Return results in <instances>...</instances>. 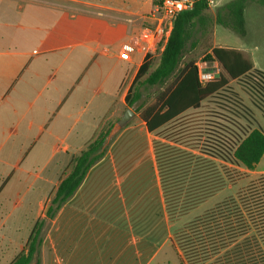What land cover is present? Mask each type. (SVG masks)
<instances>
[{
    "label": "crops",
    "instance_id": "1",
    "mask_svg": "<svg viewBox=\"0 0 264 264\" xmlns=\"http://www.w3.org/2000/svg\"><path fill=\"white\" fill-rule=\"evenodd\" d=\"M160 1L0 0V177L5 176L0 200L16 174L29 171L24 166L34 165V158L49 157L54 162L50 175L65 176L47 212L75 159L126 105L128 91L148 56L139 36L153 23L148 16ZM126 43L137 46L130 62L119 58ZM213 47L241 51L222 44ZM72 159L73 167L62 166ZM222 163L226 169L228 164ZM97 169L95 165L89 171L53 219L47 218L53 221L63 215L64 238V249H49L48 264H142L137 259L145 258L146 249H136L128 214L122 215L112 199L100 197L97 181H89ZM223 175L226 178V170ZM11 237H4L9 241L0 247V264H12L27 252L21 247L11 257L16 243ZM40 250L32 264H42Z\"/></svg>",
    "mask_w": 264,
    "mask_h": 264
},
{
    "label": "trees",
    "instance_id": "2",
    "mask_svg": "<svg viewBox=\"0 0 264 264\" xmlns=\"http://www.w3.org/2000/svg\"><path fill=\"white\" fill-rule=\"evenodd\" d=\"M251 3L264 7V0H232L213 14L206 0H195L193 8L176 19L164 50L157 53L160 56L155 69L151 71L154 56L148 55L125 98L126 106L139 114L148 133H163L155 141L154 150L172 222L221 191L227 183H235V171L220 168L216 161L254 171L264 158V128L230 84L238 83L264 116V72L242 51L209 44L216 25L247 37L246 10ZM201 44H207L203 66L196 60L183 63L185 55ZM218 67L221 71L216 70ZM201 71L214 74L213 79L203 84ZM170 80L172 84L158 94L155 103L146 106L141 102V87H165ZM211 100L221 103L205 108L204 104ZM109 132L99 135L75 159L73 170L57 189L46 218L55 217L76 194L89 171L105 157ZM45 221L35 224L27 252L12 264L33 263L42 244ZM176 237L178 242H171L172 247L184 249L193 264L199 249H212L214 264H264V180L188 223ZM178 256L180 264H186Z\"/></svg>",
    "mask_w": 264,
    "mask_h": 264
},
{
    "label": "rangeland",
    "instance_id": "3",
    "mask_svg": "<svg viewBox=\"0 0 264 264\" xmlns=\"http://www.w3.org/2000/svg\"><path fill=\"white\" fill-rule=\"evenodd\" d=\"M230 1L232 0H216L217 6L213 8V11L216 12L217 9ZM246 20L248 31L246 38L218 26L217 37L215 38L213 35L209 44L212 47L215 44H222L240 49L256 68L264 72V7L257 3H251L246 11ZM206 46L201 44L195 51H189L185 55L183 63L196 60L202 67ZM159 56L154 55L151 71L157 66ZM216 70L221 71V68L218 67ZM172 82L173 80H170L165 87H141L143 93L141 102H144L146 106L155 103L158 94ZM230 84L245 105L254 112L259 124L264 128V116L253 106L250 96L242 90L238 83L231 82ZM220 103L219 100H211L206 102L204 107L215 108ZM127 109L134 111L133 108L123 106L119 117L107 123L104 133L108 130L111 131ZM134 113L135 116L128 125L106 144L108 149L106 155L97 164L99 169L93 170V173L90 174L89 181H97L100 197H104L105 200L112 199L114 203H117V207H121L122 215L128 214V223L135 238L136 249L138 251L146 249L145 258L142 256L140 261L137 259V262H142V264H180L178 256L180 255L186 264H193L185 250L174 249L171 242H178L176 235L206 210L214 208L224 199L236 197L239 191L264 180V158L254 171L235 165H226L228 169L231 167L235 171L237 176L235 183H227L221 192L198 209L172 222L167 211L165 188L160 180L154 150L155 141L160 140L163 133L160 136L149 134L139 114L135 111ZM43 144L40 143L39 146L42 147ZM34 159L37 160L34 165L24 166V169L29 171L16 174L1 195L0 225L3 224L4 228L0 231V247L9 241L4 238L7 235L12 236L11 240L16 242L13 243L12 249L14 250L11 251V257L18 254L21 247L26 250L28 237L34 225L38 220L46 219L40 236L42 244L39 249H41L42 264H48L50 261L49 249H64L63 215L56 220L49 221L45 212L50 199L54 197L57 184L64 178L65 173L50 175L54 167L52 159L49 157ZM73 160L66 161L62 166L67 167L66 169H69L70 166L73 167ZM215 163L220 168L224 165L221 161ZM3 178H5L4 175L0 177V186ZM168 194L170 196V192ZM213 252L212 249H199L197 261L194 262L196 264H214L216 260ZM33 263H36V259Z\"/></svg>",
    "mask_w": 264,
    "mask_h": 264
},
{
    "label": "built area",
    "instance_id": "4",
    "mask_svg": "<svg viewBox=\"0 0 264 264\" xmlns=\"http://www.w3.org/2000/svg\"><path fill=\"white\" fill-rule=\"evenodd\" d=\"M210 9L217 6L216 0H206ZM195 0H161L154 11L150 13L148 19L153 23L143 29L139 36V41L146 46L148 55H156L162 52L170 38L174 24L178 16L188 10H191ZM137 51V46L132 43H126L122 46L119 53L120 60L130 62L132 56ZM214 74L200 72V81L205 84L212 80Z\"/></svg>",
    "mask_w": 264,
    "mask_h": 264
},
{
    "label": "water",
    "instance_id": "5",
    "mask_svg": "<svg viewBox=\"0 0 264 264\" xmlns=\"http://www.w3.org/2000/svg\"><path fill=\"white\" fill-rule=\"evenodd\" d=\"M135 116L134 111L131 109H127L124 113V115L115 123L113 128L110 131V134L108 136V139L106 140V144L116 135L118 134L122 129H124L128 123L133 119Z\"/></svg>",
    "mask_w": 264,
    "mask_h": 264
}]
</instances>
